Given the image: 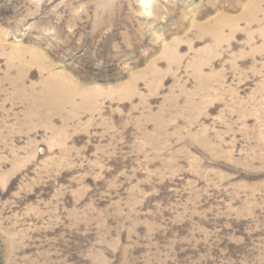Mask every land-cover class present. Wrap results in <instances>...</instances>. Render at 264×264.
Returning a JSON list of instances; mask_svg holds the SVG:
<instances>
[{"label": "rangeland", "instance_id": "obj_1", "mask_svg": "<svg viewBox=\"0 0 264 264\" xmlns=\"http://www.w3.org/2000/svg\"><path fill=\"white\" fill-rule=\"evenodd\" d=\"M0 264H264V0H0Z\"/></svg>", "mask_w": 264, "mask_h": 264}]
</instances>
